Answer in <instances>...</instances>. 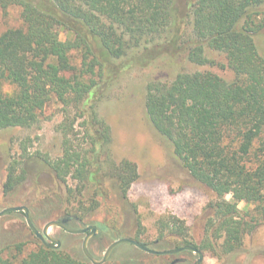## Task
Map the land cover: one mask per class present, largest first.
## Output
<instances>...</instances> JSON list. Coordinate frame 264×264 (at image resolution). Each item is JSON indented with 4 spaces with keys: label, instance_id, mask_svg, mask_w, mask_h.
Wrapping results in <instances>:
<instances>
[{
    "label": "trees",
    "instance_id": "16d2710c",
    "mask_svg": "<svg viewBox=\"0 0 264 264\" xmlns=\"http://www.w3.org/2000/svg\"><path fill=\"white\" fill-rule=\"evenodd\" d=\"M185 2L181 11L178 0H0L2 9L20 7L22 20V26L0 33V130L30 128L49 106L61 105L67 117L83 118L86 143L76 146L73 121L63 122L62 156H40L56 183L69 177L78 182L66 185L64 200L82 203L78 196L91 186L96 194L87 201L94 206L104 178L114 180L126 199L139 177L136 164L122 159L105 170L98 156L107 154L111 141L98 113L102 88L118 70L160 57L205 66L212 61L209 52L221 55L232 81L210 71L181 70L171 80L146 85L145 110L183 167L215 194L209 225L223 237L220 247L227 254L264 223V56L256 41L264 31V0ZM60 29L72 37L61 40ZM24 177L23 168L11 165L5 191ZM241 201L252 207L241 211ZM171 219L174 224L166 225L176 228L179 220ZM8 253L0 252V264H91L39 239L27 253L24 242L13 243Z\"/></svg>",
    "mask_w": 264,
    "mask_h": 264
},
{
    "label": "rangeland",
    "instance_id": "374dc122",
    "mask_svg": "<svg viewBox=\"0 0 264 264\" xmlns=\"http://www.w3.org/2000/svg\"><path fill=\"white\" fill-rule=\"evenodd\" d=\"M178 6L184 11L185 0H178ZM20 26V7L0 8V33ZM59 34L61 40L73 35L65 29H60ZM256 41L264 56V31ZM208 55L212 61L205 66L188 64L180 57L170 61L164 56L122 72L118 70L115 81L107 89L102 88L104 94L98 104V113L110 128L111 141L107 154L98 156L103 160L105 170L122 159L136 164L139 177L131 184L126 199L119 193L114 180L104 178L97 189L99 196L97 203H92L94 206L87 201L90 195L96 194L91 186L84 189V196H78L77 200L82 203L67 204L64 200L66 185L74 187L78 182L68 176L65 183H56L40 156L50 159L62 156L63 133L59 125L63 122L73 121L70 136L76 146H86L85 130L83 118H76L74 113L67 117L61 105L52 104L34 126L0 130V210L25 205L39 229L48 220L66 216L72 217L70 228L97 225L99 233L88 242L89 251L96 259L103 256L111 242L129 237L146 242L149 248L157 251L177 249L190 242L203 252L200 264H264V223L244 236L241 248L227 254L222 252L223 237L214 230L215 225H209V219L213 217L210 204L215 200V194L189 174L174 155L169 141L154 129L146 114V85L154 79L171 80L181 70H200L232 81L233 72L223 57L214 52ZM86 156L90 158L95 154L87 153ZM11 165H16L19 172L23 168L26 177L6 192L4 183ZM238 207L244 211L252 205L241 201ZM171 217L179 220L175 223L176 228L166 225L168 221L173 223ZM48 233L61 242L59 248L62 250L75 256L83 255V234L69 233L58 226L50 227ZM37 239L27 226L22 211L0 216L3 257L10 255L9 248L15 242H24L25 253L35 249ZM172 259L177 260L175 264H194L198 256L189 250L177 254H151L132 243H122L113 249L104 264H168Z\"/></svg>",
    "mask_w": 264,
    "mask_h": 264
},
{
    "label": "water",
    "instance_id": "95a60500",
    "mask_svg": "<svg viewBox=\"0 0 264 264\" xmlns=\"http://www.w3.org/2000/svg\"><path fill=\"white\" fill-rule=\"evenodd\" d=\"M11 211H22L24 213L27 226L32 231V233L35 235V237L38 238L40 240V242L42 241V243L44 245L51 246L53 248H59L61 245V242L57 238H54L53 236L49 235L48 231H49L50 227L58 226V227L64 229L65 231H67L69 233H75V234H81V233H84L85 231H89L83 237V240L81 243V250H82L84 257L87 260H89V262L91 264H104L107 261V259L109 258L113 249L122 243H133L138 248H140V249H142L148 253H152V254H168V253L177 254V253L182 252L183 250H189V251L196 253L198 256V259L196 260V262L194 264H200L203 260V257H204L203 252L201 250H199L196 247L191 246V245H185V246H182L181 248H177V249L157 251V250H153L151 248H148L146 246H143L142 244L133 240L132 238L121 237V238L116 239L113 242H111L107 246V248L105 249L103 256L100 259H96L92 255V253L89 251V248H88L89 239L98 233V228L95 225L91 224L89 226H86L85 228H76L75 229V228L68 227L65 224L66 219H62V220H48L47 222L44 223L43 227H41V229H39L35 226L36 224L33 223L32 218H31V214H30V210L27 206L15 205V206L5 207L2 210H0V216H2L3 214H5L7 212H11Z\"/></svg>",
    "mask_w": 264,
    "mask_h": 264
},
{
    "label": "flooded vegetation",
    "instance_id": "af4514ba",
    "mask_svg": "<svg viewBox=\"0 0 264 264\" xmlns=\"http://www.w3.org/2000/svg\"><path fill=\"white\" fill-rule=\"evenodd\" d=\"M72 217H69V218H62V219H66V223H67V221L69 220V219H71ZM61 219V220H62ZM65 223V224H66ZM91 225V224H90ZM93 225V224H92ZM97 228H98V233H99V231H100V228L97 226V225H95ZM69 227V226H68ZM86 227V226H85ZM85 227H81V228H85ZM76 229V228H75ZM89 231H85L84 233H81V234H83L84 236L88 233ZM97 233V234H98ZM73 234H75V233H73ZM96 234V235H97ZM95 235V236H96ZM94 237V236H93ZM138 242V241H137ZM133 244V243H132ZM146 247H148V246H146ZM138 248V247H137ZM149 248V247H148ZM140 249V248H139ZM140 250H142V249H140ZM154 250V249H153ZM144 251V250H143ZM163 251V250H162ZM146 252V251H145ZM148 253V252H147ZM152 254V253H151ZM168 254H171V253H168ZM160 255H164V254H160ZM175 262H177V260H174V259H172L168 264H175Z\"/></svg>",
    "mask_w": 264,
    "mask_h": 264
}]
</instances>
